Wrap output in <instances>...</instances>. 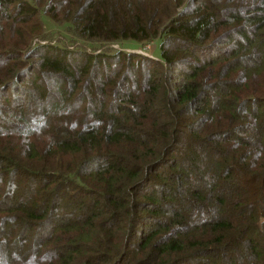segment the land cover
<instances>
[{"label": "trees", "instance_id": "16d2710c", "mask_svg": "<svg viewBox=\"0 0 264 264\" xmlns=\"http://www.w3.org/2000/svg\"><path fill=\"white\" fill-rule=\"evenodd\" d=\"M0 264H264V0H0Z\"/></svg>", "mask_w": 264, "mask_h": 264}, {"label": "rangeland", "instance_id": "374dc122", "mask_svg": "<svg viewBox=\"0 0 264 264\" xmlns=\"http://www.w3.org/2000/svg\"><path fill=\"white\" fill-rule=\"evenodd\" d=\"M52 28V27H50ZM47 27V29H50ZM50 32H52V35L51 37H61L63 38V35L67 34L65 31H63V29H59V30H56V29H53L51 30ZM70 40L73 41V39L71 38ZM156 41L154 42H145V43H142L140 44L139 46H130V45H126V44H123V43H112L110 44L108 47L111 48V49H121L123 51H131V52H134V53H142V54H145L147 56H153L152 58H155L156 57ZM103 49H106V48H103ZM162 70V68H161Z\"/></svg>", "mask_w": 264, "mask_h": 264}]
</instances>
